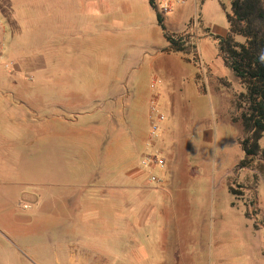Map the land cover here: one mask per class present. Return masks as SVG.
I'll use <instances>...</instances> for the list:
<instances>
[{"label": "crops", "instance_id": "1", "mask_svg": "<svg viewBox=\"0 0 264 264\" xmlns=\"http://www.w3.org/2000/svg\"><path fill=\"white\" fill-rule=\"evenodd\" d=\"M206 2L176 4L171 14L159 17L162 28L150 0H0L3 52L13 31L6 22L17 19L14 6L27 15L21 21L56 26V109L74 114L100 103L96 109L109 108L118 120L115 147L102 158L108 167L110 155L116 156L117 170L101 180L106 188L101 187V204L95 209L78 194L77 202L65 204L59 194L55 239H45L33 214L18 213L19 204L32 203L34 195L19 189L23 183H10L0 168V264H192L209 246L219 254L217 264H237L225 256L238 247L237 214L246 211L234 204L228 186L245 157L243 127L233 121L234 95L242 87L225 66L216 39L228 34V24H213L212 4ZM166 35L186 38L195 48L172 52ZM16 101L23 100L0 92V163L30 131L44 132L30 124V110ZM169 117L180 120L184 131L171 152ZM151 155L164 165L142 166ZM248 173L241 168L237 183ZM110 180L116 181L112 204ZM13 189L16 201L10 199ZM257 206L264 209V200ZM94 212L102 221L92 220Z\"/></svg>", "mask_w": 264, "mask_h": 264}, {"label": "rangeland", "instance_id": "2", "mask_svg": "<svg viewBox=\"0 0 264 264\" xmlns=\"http://www.w3.org/2000/svg\"><path fill=\"white\" fill-rule=\"evenodd\" d=\"M206 1L207 5L212 4L213 24L224 26L225 13L230 10L229 1ZM13 9L17 10L13 12L17 19L6 22L11 24L13 31L6 36L8 45L4 46L3 57L5 61L13 62L14 66L10 72L0 66V92L20 96L23 101L16 103L30 110V124L39 129L43 126L44 132L42 134L39 130L37 136L30 131L12 149L8 148V159L0 163V168L10 175V183L21 182L23 186L19 189L32 191L34 195V198H29L32 203L19 204L18 213L33 214L34 222L38 218L42 223L45 239H55L59 194L65 204L77 202L76 194L79 201H87L94 208L101 204V195L104 194L101 187L106 189L101 180H104L106 173L110 178L114 177L117 170L116 156L110 155L112 158L108 161V167L102 158L108 147H115L118 120L115 111L111 112L109 108L96 109L100 103L93 104L91 108L76 110L74 114L56 109V26L53 28V22L32 19L21 21L27 15L21 12L19 5ZM5 81L14 84L11 87L4 86ZM168 119L170 124L173 123L167 141L171 152L174 141H178L184 131L180 127V120L173 122L170 117ZM88 127L93 128L92 133L86 132ZM261 144L264 146V139ZM239 164L233 170L228 186L229 190L239 192V195H233L234 204L245 207L246 211L237 214L241 221L237 230L238 247H232L231 255L225 257L233 256L237 264H264V209L257 206L260 205V199L264 200V190L261 188L264 161L260 156L250 160V165L244 168L251 173H248L250 175H247L248 179L244 183L236 181V175L241 169ZM33 185L34 188H31ZM115 187L116 181L110 180V204L116 201L115 195L111 193ZM244 189L247 190L245 193ZM12 192L10 199L16 201L15 189ZM255 196H258V202ZM24 205L29 206V209L23 210ZM108 219L114 220L115 213H109ZM92 220L102 221V214L94 212ZM191 250L194 252L193 248ZM218 255L213 246H209L205 255L196 253L197 259L192 264H217Z\"/></svg>", "mask_w": 264, "mask_h": 264}, {"label": "trees", "instance_id": "3", "mask_svg": "<svg viewBox=\"0 0 264 264\" xmlns=\"http://www.w3.org/2000/svg\"><path fill=\"white\" fill-rule=\"evenodd\" d=\"M229 12L225 13L228 34L218 40L224 64L239 81L242 91L234 95V122L243 127L240 142L244 159L239 167L250 165L259 157L264 161V0H228ZM162 28V21L158 17ZM172 52L189 53L195 45L181 36L166 35ZM232 195L239 192L230 190Z\"/></svg>", "mask_w": 264, "mask_h": 264}, {"label": "built area", "instance_id": "4", "mask_svg": "<svg viewBox=\"0 0 264 264\" xmlns=\"http://www.w3.org/2000/svg\"><path fill=\"white\" fill-rule=\"evenodd\" d=\"M185 0H150L151 6L154 9L158 17H164L172 13L173 8L176 4H184ZM0 66L5 70L10 72L13 69V62L5 61L3 57L2 46L0 45ZM154 112L155 110L152 109ZM158 121H163V116H157ZM158 131L157 123L151 125V134L155 136ZM142 166L145 167H162L164 165L163 159L159 158L156 155L146 156L141 162ZM152 181H155V178H151ZM23 210H28L29 206L24 205Z\"/></svg>", "mask_w": 264, "mask_h": 264}]
</instances>
